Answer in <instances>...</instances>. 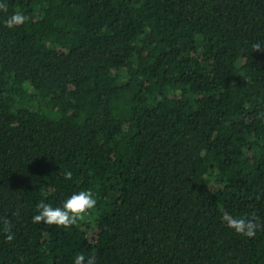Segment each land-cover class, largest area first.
<instances>
[{
  "label": "trees",
  "instance_id": "trees-1",
  "mask_svg": "<svg viewBox=\"0 0 264 264\" xmlns=\"http://www.w3.org/2000/svg\"><path fill=\"white\" fill-rule=\"evenodd\" d=\"M0 3V264H264V0Z\"/></svg>",
  "mask_w": 264,
  "mask_h": 264
},
{
  "label": "clouds",
  "instance_id": "clouds-1",
  "mask_svg": "<svg viewBox=\"0 0 264 264\" xmlns=\"http://www.w3.org/2000/svg\"><path fill=\"white\" fill-rule=\"evenodd\" d=\"M0 12L7 13L8 5L7 3H0ZM29 18L25 16L22 12H15L10 15L5 21L4 25L8 28H14L20 26L26 22ZM264 44L255 43L252 45L254 51H264ZM67 180H71L72 173L67 172L65 174ZM97 200L91 190L80 191L67 198L62 207H53L50 204L40 202L37 205L39 214L33 217V223H45L46 225H55L57 227H63L65 229L77 224L85 218V215L89 213L90 210L96 207ZM223 221L228 227L235 230L236 233L252 238L256 234V230L260 225L257 223V218L253 215L250 218H234L229 214L223 216ZM7 224V235L6 240L11 242L14 239V234L11 231V223L5 221ZM74 264H96L95 257H86L81 254L76 259Z\"/></svg>",
  "mask_w": 264,
  "mask_h": 264
}]
</instances>
